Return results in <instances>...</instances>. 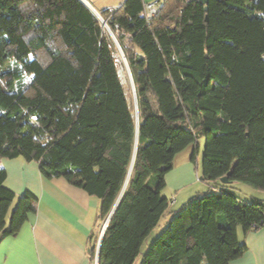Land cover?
<instances>
[{
    "label": "trees",
    "instance_id": "1",
    "mask_svg": "<svg viewBox=\"0 0 264 264\" xmlns=\"http://www.w3.org/2000/svg\"><path fill=\"white\" fill-rule=\"evenodd\" d=\"M89 4L128 64L136 144L125 68L93 13L79 0H0V160L36 162L44 179L99 200L91 264L132 165L98 264H133L167 212L174 157L204 138L202 176L215 193L174 211L142 264H229L245 251L237 229L264 222V205L230 187L264 190V0H163L150 20L143 0L101 12ZM5 178L0 168V242L37 201Z\"/></svg>",
    "mask_w": 264,
    "mask_h": 264
},
{
    "label": "crops",
    "instance_id": "2",
    "mask_svg": "<svg viewBox=\"0 0 264 264\" xmlns=\"http://www.w3.org/2000/svg\"><path fill=\"white\" fill-rule=\"evenodd\" d=\"M199 152L198 142L188 146L174 157L165 175L161 194L167 201L172 198L173 206L213 190L199 183L205 182ZM0 168L6 172L7 189L16 196L30 192L37 199L35 213L15 235L1 240L0 264H91L90 236L98 230L99 200L63 178L44 179L36 162L1 159ZM237 237L245 251L229 264H264V226L248 233L238 228Z\"/></svg>",
    "mask_w": 264,
    "mask_h": 264
},
{
    "label": "rangeland",
    "instance_id": "3",
    "mask_svg": "<svg viewBox=\"0 0 264 264\" xmlns=\"http://www.w3.org/2000/svg\"><path fill=\"white\" fill-rule=\"evenodd\" d=\"M88 1L91 2L93 4V6L99 12H101L104 10L117 9L121 5L122 0H88ZM157 1L158 0H150V1L145 0L144 3L149 4V3H154ZM262 59L264 61V56L262 57ZM124 73H125L126 80H124L123 74H122V80L124 82L127 81V84H125V88L128 91L129 98L132 101V94H131L130 85H129V82L127 79L125 69H124ZM27 82H28V78L23 80V83H27ZM197 142L200 144V152H199V155H196V157H200V161L202 162L204 148H205V139L200 138ZM199 183H202L203 185H206L207 187L213 186L212 182H207V181L200 182L199 181ZM230 187L233 188V191L238 196L245 198L247 201L261 202L264 205V190H256V189H253V188H251L247 185H244L242 183H233L230 185ZM213 193H215V190L209 189L206 193H202L198 197H202L206 194H213ZM163 194H164V192H163ZM168 196H170V195L168 194ZM167 198H168L167 212L165 213L164 217L160 220L158 225L152 230V232L149 234V236L145 239V241L141 245L139 255L137 256V258L133 264H142L143 263L144 256L146 255V253H147L149 247L151 246L152 242L166 229V227L168 226V223L170 222V220L172 219L174 214H176V213L172 214L174 212V210L177 211V210H180L182 208L181 207L182 205H179V203H178V205L173 206L171 204L172 198H170V197H167ZM191 200H193V198ZM186 202H188V201H186ZM186 202L184 204H187ZM173 207H176V209H174ZM202 264H204V263H202Z\"/></svg>",
    "mask_w": 264,
    "mask_h": 264
},
{
    "label": "water",
    "instance_id": "4",
    "mask_svg": "<svg viewBox=\"0 0 264 264\" xmlns=\"http://www.w3.org/2000/svg\"><path fill=\"white\" fill-rule=\"evenodd\" d=\"M79 1H81V2H82V3H83V4H84V5H85V6H86V7H87L92 13H93V15H94V16L100 21V23L102 24L103 28L106 30V32L109 34V36H110L111 39L113 40L114 44L116 45L117 50H118V52H119V55H120V57H121V60H122V62H123V65H124V68H125V71H126V75H127V78H128V82H129V85H130L131 94H132V102H133L134 115H135V126H136V132H135V144H136V140H137V131H138L137 101H136L135 88H134V84H133V80H132V77H131V73H130V70H129L128 64H127V62H126V59H125V57H124V54H123V52H122V50H121L119 44L117 43V41H116L114 35L112 34V32L110 31V29L108 28V26H107V24L105 23V21H104V20L102 19V17L99 15V13H98V12H97V11H96V10L90 5V4H89V2H88L87 0H79ZM199 2H200L201 4H205V3H206V0H199ZM131 167H132V165H131ZM131 167H130V169H129V172H128V176H127V179H126L125 185H126V183H127V180H128V178H129V175H130V173H131ZM219 182H220L221 184H224V185L227 184V183H228V181H227V176L220 178V179H219ZM125 185H124V187H125ZM124 187H123V189H122V191H121V193H120V195H119V197H118V199H117V201H116V203H115V205H114V207H113L111 213L109 214V216H108L106 222L104 223V225H103V227H102V230H101V232H100V236H99V240H98V252H99V246H100V242H101V238H102L103 232H104V230H105V228H106V225H107V223H108V221H109V219H110V217H111L113 211L115 210L116 205L118 204V202H119V200H120V197H121V195H122V193H123Z\"/></svg>",
    "mask_w": 264,
    "mask_h": 264
},
{
    "label": "built area",
    "instance_id": "5",
    "mask_svg": "<svg viewBox=\"0 0 264 264\" xmlns=\"http://www.w3.org/2000/svg\"><path fill=\"white\" fill-rule=\"evenodd\" d=\"M159 1H163V0H158L157 2H154V3L144 4L143 9H144V17L146 18V20L152 19L157 14L159 10ZM261 224L263 227L264 222L262 221ZM98 254L99 252H98V246H97L95 250V254H94L93 264H98Z\"/></svg>",
    "mask_w": 264,
    "mask_h": 264
}]
</instances>
